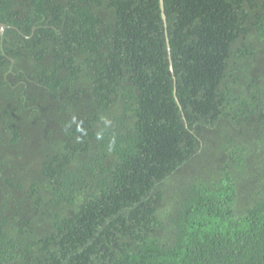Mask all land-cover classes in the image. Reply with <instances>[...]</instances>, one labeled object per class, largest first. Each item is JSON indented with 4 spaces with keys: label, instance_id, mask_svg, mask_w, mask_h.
<instances>
[{
    "label": "trees",
    "instance_id": "trees-1",
    "mask_svg": "<svg viewBox=\"0 0 264 264\" xmlns=\"http://www.w3.org/2000/svg\"><path fill=\"white\" fill-rule=\"evenodd\" d=\"M0 0V264H264V0Z\"/></svg>",
    "mask_w": 264,
    "mask_h": 264
},
{
    "label": "water",
    "instance_id": "water-1",
    "mask_svg": "<svg viewBox=\"0 0 264 264\" xmlns=\"http://www.w3.org/2000/svg\"><path fill=\"white\" fill-rule=\"evenodd\" d=\"M159 2H160L161 17L165 21V15L163 12V0H159ZM4 27H5V24L0 22V35H2Z\"/></svg>",
    "mask_w": 264,
    "mask_h": 264
}]
</instances>
